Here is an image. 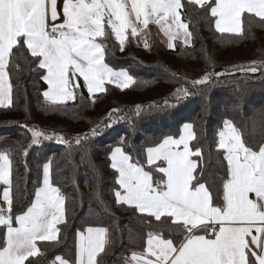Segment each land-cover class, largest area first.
Segmentation results:
<instances>
[{
    "label": "snow or ice",
    "instance_id": "obj_1",
    "mask_svg": "<svg viewBox=\"0 0 264 264\" xmlns=\"http://www.w3.org/2000/svg\"><path fill=\"white\" fill-rule=\"evenodd\" d=\"M197 9L213 20L220 34L244 36L245 24L264 25V0H0V107L13 103L10 69L23 70L19 63L13 64L19 52L30 61L29 70L38 73L47 86L40 94L51 106L75 101L80 78L89 96L104 92L106 81L128 89L137 80L128 71L109 66L108 42L114 37L123 51L130 37L144 36V47L150 50V25H157L167 38L168 49L174 50L179 41L189 45L193 32L185 17ZM236 73L264 75V58L234 66L230 74ZM221 75L207 73L192 80L191 89L176 90L175 100L186 99L192 89L210 85L214 76ZM240 107L237 103L234 110ZM137 109L139 115L140 106ZM28 131L32 147L52 140L73 143L63 135ZM98 131L99 125L91 136ZM88 139V135L77 137L74 144L82 146ZM196 140L193 125L184 123L178 137L167 135L147 147L148 170L123 141L110 150L114 203L138 213V220L149 229L144 250L132 252L124 264H264V141L250 144L241 126L224 119L215 139L224 174L213 192L205 169L193 159L203 156L201 148L193 147ZM27 151L22 154L26 156ZM13 160L12 151L0 146V185L4 186L0 264H36L30 258L43 255L38 241L59 243L58 225L67 222L66 198L51 180L49 160L42 165V183L29 205L17 214L11 192ZM154 223L173 229L179 238H166L152 230ZM110 243L108 227L78 230L72 264H102ZM57 262L69 264L59 255L52 264Z\"/></svg>",
    "mask_w": 264,
    "mask_h": 264
},
{
    "label": "trees",
    "instance_id": "obj_2",
    "mask_svg": "<svg viewBox=\"0 0 264 264\" xmlns=\"http://www.w3.org/2000/svg\"><path fill=\"white\" fill-rule=\"evenodd\" d=\"M185 21L193 32L192 42L178 43L174 50L168 49L154 27L150 29V50L130 37L121 51L113 37L108 42L106 62L116 70L128 71L137 83L122 89L108 82L104 92L89 96L80 79L76 100L66 105L51 106L44 101L40 93L47 86L38 73L29 70L30 61L23 52L13 59V64L19 63L23 70L10 69L13 103L0 107V146L9 148L14 157V211L19 214L29 205L35 188L42 183V165L49 160L52 181L66 198L67 222L59 225V243L38 242L43 255L30 258L36 264H52L57 255L73 262L76 233L87 226L110 229L111 243L102 264H124L132 252L144 250L149 229L138 220V213L116 205L113 199L115 184L109 154L122 141L148 170L147 147L167 135L178 136L183 124L191 123L197 134L193 147L203 152L202 158H193L205 169L204 177L213 192L224 174L222 154L215 144L222 121L234 120L252 145L264 141V75L230 74L234 66L259 63L264 58V25L245 24L247 35L236 37L217 33L213 20L201 15L199 9ZM207 73L223 75L214 76L210 85L192 89L193 94L186 99L175 100L178 88L191 89V81ZM237 103L241 107L234 110ZM97 125L99 131L92 137ZM28 129L63 135L73 143L69 146L52 140L32 147ZM85 135L89 139L76 146L75 138ZM25 149L26 156L22 154ZM154 176L158 178L159 174L154 172ZM152 230L166 238H179L178 232L156 227L155 223ZM3 231L0 228V233Z\"/></svg>",
    "mask_w": 264,
    "mask_h": 264
},
{
    "label": "crops",
    "instance_id": "obj_3",
    "mask_svg": "<svg viewBox=\"0 0 264 264\" xmlns=\"http://www.w3.org/2000/svg\"><path fill=\"white\" fill-rule=\"evenodd\" d=\"M58 3H62V0H58ZM186 22V21H185ZM151 27H154L156 30H157V32L159 33V35L162 37V39L164 40V42L166 43V41H167V38L163 35V33H162V31L159 29V26H157V25H150V29H151ZM150 29H149V31H150ZM189 30H190V28H189ZM150 33H151V31H150ZM144 36H141L139 39H137V40H139V41H141V38H143ZM145 38V37H144ZM192 42V41H191ZM176 43V45L178 44V43H181V44H184L182 41H179V42H175ZM191 44V43H190ZM166 45H167V43H166ZM185 45V44H184ZM81 80H82V78H80ZM83 81V80H82ZM106 83H108L107 81L105 82V85H106ZM113 83H116V82H113ZM105 85H104V87H105ZM97 93H100V92H97ZM97 93H95V94H97ZM179 136V135H178ZM178 136H174V137H178ZM194 159V158H193ZM51 180H52V177H51ZM53 182V181H52ZM3 200H2V196H0V206H3ZM65 207H66V204H65ZM58 227H59V225H58ZM39 242V241H38ZM130 259V258H129ZM67 260V259H66ZM69 261V260H68ZM69 264H72V262L71 261H69Z\"/></svg>",
    "mask_w": 264,
    "mask_h": 264
},
{
    "label": "built area",
    "instance_id": "obj_4",
    "mask_svg": "<svg viewBox=\"0 0 264 264\" xmlns=\"http://www.w3.org/2000/svg\"><path fill=\"white\" fill-rule=\"evenodd\" d=\"M144 37L143 38H141V41L144 43ZM3 185H0V196H2V193H3Z\"/></svg>",
    "mask_w": 264,
    "mask_h": 264
}]
</instances>
